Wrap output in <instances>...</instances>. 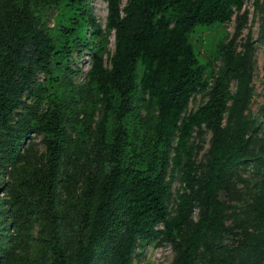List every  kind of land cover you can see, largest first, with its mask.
<instances>
[{
    "label": "trees",
    "instance_id": "trees-1",
    "mask_svg": "<svg viewBox=\"0 0 264 264\" xmlns=\"http://www.w3.org/2000/svg\"><path fill=\"white\" fill-rule=\"evenodd\" d=\"M104 1L102 28L88 0H0V264H130L152 240L171 246L172 264H264L250 45L200 33L242 0ZM81 48L89 67L75 82L70 56ZM254 146L251 190L233 209L217 193L232 195Z\"/></svg>",
    "mask_w": 264,
    "mask_h": 264
},
{
    "label": "rangeland",
    "instance_id": "rangeland-1",
    "mask_svg": "<svg viewBox=\"0 0 264 264\" xmlns=\"http://www.w3.org/2000/svg\"><path fill=\"white\" fill-rule=\"evenodd\" d=\"M91 15L95 21L103 28L106 7L104 0H88ZM124 4L121 0L120 5ZM239 28L236 32V25ZM202 35H207L209 42L214 43L218 38L227 41L230 37H234V46L236 50H241L243 43L248 42L251 52V97L247 105V112L252 116L255 121H264V0H242V6L239 10L232 13L230 19L222 25L213 28L212 30H202ZM107 50L112 51L113 48V35H107ZM106 64V56L104 55ZM218 61L215 62L213 71L217 70ZM70 68L74 71L70 73L73 81L81 82L84 73L89 67V51L86 48H81L79 52L73 50L70 56ZM41 75L37 74L36 79L39 81ZM234 85H229V91H233ZM207 97L206 91H199L194 93L187 105L186 111L195 109L200 103L205 101ZM209 132L203 129V133L194 139L198 149L195 153V161H202L208 147ZM260 140L262 152H264V125L261 126L256 135ZM31 151L39 153L43 150V144L39 135L31 136ZM259 145V146H260ZM253 150H257L256 146L252 148L250 156L247 158V169L237 167L232 176L233 190L232 195L227 197L224 191L220 190L217 193L219 200H224L233 209H238L248 198L251 188V181L253 179L252 169L250 164L252 162ZM255 153V152H254ZM180 183L173 180L171 183V196L167 201V209L171 213V207L175 199V191L180 190ZM195 210L192 216L195 217ZM230 216H226V223L230 222ZM236 240L235 235L225 234L223 236V243L233 245ZM174 253L171 246L164 241H146L143 245H138L134 249L132 260L130 264H172Z\"/></svg>",
    "mask_w": 264,
    "mask_h": 264
}]
</instances>
